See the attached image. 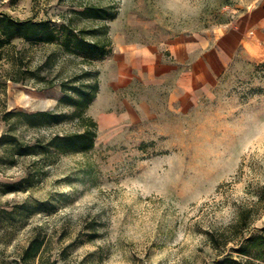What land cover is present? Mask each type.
<instances>
[{
  "label": "rangeland",
  "instance_id": "1",
  "mask_svg": "<svg viewBox=\"0 0 264 264\" xmlns=\"http://www.w3.org/2000/svg\"><path fill=\"white\" fill-rule=\"evenodd\" d=\"M84 4L111 6L116 16L77 14ZM0 10L56 26L70 18L89 41H111L95 57L63 37L15 38L0 49V136L6 111L71 113L60 102L61 81L87 68L100 79L87 110L98 122L94 148L27 155L16 165L0 158V264L19 260L37 226L46 243L32 264L223 258L207 232L233 223L264 185V0H0ZM196 34L208 41L204 80L180 107L170 103L171 80L157 87L153 60ZM77 129L67 119L19 134L32 142ZM28 175L17 191L2 192ZM91 222L95 231L86 229ZM255 226H264V214Z\"/></svg>",
  "mask_w": 264,
  "mask_h": 264
},
{
  "label": "trees",
  "instance_id": "2",
  "mask_svg": "<svg viewBox=\"0 0 264 264\" xmlns=\"http://www.w3.org/2000/svg\"><path fill=\"white\" fill-rule=\"evenodd\" d=\"M76 13L94 19H108L116 16V11L111 6L91 4H84L83 9ZM73 24V19L70 18L67 23L56 26L49 18L21 19L7 11L0 10V49L14 46L15 38L32 43H53L63 37V41L69 49L74 43V49L84 52L87 56L95 57L98 54L109 52L106 50V45L111 42L109 37L106 38V43H100L99 40L89 41L85 37L87 29L78 28L76 30ZM24 72H32V70L28 68L22 73ZM37 76L39 79H44V76H40V74ZM61 87L64 94L60 102L73 105L71 113L56 110L33 112L9 110L3 114L2 119L8 125V129L0 136L2 151L0 158L4 159L6 163L16 165L21 157L27 155H43L51 158L53 154L71 151L88 152L94 148L98 122L87 113V110L100 88L99 71L87 68L79 74L62 80ZM67 119L75 120L78 129L70 132H57L46 140L36 138L32 142L25 140L19 134V129L23 126L39 128L46 123H60ZM29 179H31V175L18 182L6 183L2 185V192L17 191L18 185ZM263 214L264 185L257 190L256 199L251 204L239 208L237 218L233 223L207 232L208 243L217 251L218 256L222 255L223 257L216 260V264H264V226L261 228L255 226ZM95 228L93 222L86 227L93 231ZM41 229L43 226L36 227L28 245L23 249L15 264H32L39 257L41 249L46 243V236L42 235ZM56 263L57 258L51 261V264ZM41 264H49V262L44 260Z\"/></svg>",
  "mask_w": 264,
  "mask_h": 264
},
{
  "label": "crops",
  "instance_id": "3",
  "mask_svg": "<svg viewBox=\"0 0 264 264\" xmlns=\"http://www.w3.org/2000/svg\"><path fill=\"white\" fill-rule=\"evenodd\" d=\"M208 44L205 37L196 34L176 40L168 48L167 55L155 56L153 60L156 70V85L172 82L169 93L170 103L185 104L189 88H195L204 80L205 48ZM200 52V53H199ZM169 59H165V58Z\"/></svg>",
  "mask_w": 264,
  "mask_h": 264
}]
</instances>
